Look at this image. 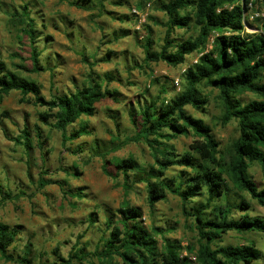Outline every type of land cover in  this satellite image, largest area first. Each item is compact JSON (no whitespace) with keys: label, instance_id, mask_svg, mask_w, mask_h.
I'll return each mask as SVG.
<instances>
[{"label":"trees","instance_id":"16d2710c","mask_svg":"<svg viewBox=\"0 0 264 264\" xmlns=\"http://www.w3.org/2000/svg\"><path fill=\"white\" fill-rule=\"evenodd\" d=\"M61 1L81 9L95 3V0ZM149 1L167 16L166 32L163 45L155 50L153 28L149 22L144 24L147 33L140 40L144 61L165 62L173 67L187 64V67L182 73L180 90L173 96L167 98L166 85L156 97L145 102L139 99L138 110L131 107L136 132L115 147L118 149L128 141H143L151 149L154 163L144 166L130 156L118 160L115 166L123 175L127 193L135 183H145L151 208L166 200L169 194L179 197L184 216L193 220L198 240L195 245L183 246L179 240L168 238L160 226H146L142 209L126 203L118 210H104L110 232L103 238V248L94 255L100 259L117 255L128 264H189L190 257L182 255V250L186 249L195 254L199 264H252L263 255L257 241L219 242L231 232L245 236L264 231V218L253 214L255 205L264 206V186L261 187L251 173L256 163L264 176V18L257 19V31H246V24H251L246 18L251 0H112V3L130 7L134 2L143 8ZM30 13L32 10L27 3L22 15L29 20V28L24 31L32 40L33 67L21 65L19 68L32 73L52 72L53 68L42 63L36 41L43 38H39ZM134 13L132 10L117 18L128 22ZM177 29H195L197 35L179 38L174 35ZM131 31L129 27H120L112 32L108 43L128 37ZM212 36V47L206 50ZM45 38L48 40L49 36ZM200 52L196 62H187L190 55ZM114 54V50H108L101 57L94 54L91 62L85 52L83 61L91 66V71L81 81L72 79L74 89L57 92L50 99L42 95L38 82L21 77L0 58V94L19 91L24 96L33 95L36 104L55 111V122L51 125L62 131L64 141L78 139L88 133L89 127L82 124L69 134L70 126L83 117L95 116L98 103L108 97L120 102L121 93L110 87L113 81L119 80L118 75L94 70L98 63L110 62ZM206 88L218 91L223 106L222 124L232 121L238 124V136L226 148L221 147L212 125L189 111V107L198 111L206 109L210 103ZM249 94L254 97L245 98ZM40 119L49 123L45 113L40 114ZM24 134L29 140L27 124ZM179 135H192L195 139L182 154L169 142ZM26 145L30 146L28 142ZM107 155H102L106 173ZM171 169L175 174H168ZM55 183V180H40L42 188ZM91 219L97 221L95 217ZM19 232L18 226L0 223V255L8 261L33 264L27 255L16 257L10 251ZM155 235H161L162 244ZM27 247L30 251V245ZM84 249L72 250L68 258L60 257V261L51 264H72L74 259L83 263L91 254Z\"/></svg>","mask_w":264,"mask_h":264},{"label":"rangeland","instance_id":"374dc122","mask_svg":"<svg viewBox=\"0 0 264 264\" xmlns=\"http://www.w3.org/2000/svg\"><path fill=\"white\" fill-rule=\"evenodd\" d=\"M149 2L150 6L145 3L140 8L134 2L130 7H123L113 4L112 0H95L89 8L81 9L61 0H0V58L21 77L38 82L47 99L57 92L74 89L72 79L81 81L91 71V66L83 61L85 52L92 62L94 54L101 57L108 50L116 51L110 62L98 63L94 70L116 73L119 80L113 81L110 87L121 92L120 102L108 97L98 103L95 116L83 117L70 126L69 134L82 124L89 130L80 138L68 141H64L61 130L51 125L55 122V111L36 104L33 95L24 96L19 91L0 94V223L20 228L17 240L10 247L16 257L25 254L33 264H51L60 261V257L68 258L72 250L85 248L91 254L83 263L74 259L72 264H128L117 255L110 259L94 255L103 248V238L110 232L104 210H118L126 203L142 209L146 226H160L168 238L179 240L185 247L197 243L193 220L184 216L179 197L169 194L166 200L151 208L145 183H135L127 193L123 175L115 166L118 160L130 156L144 166L154 163L151 149L143 141H128L118 149L115 147L136 132L131 107L138 110L139 99L145 102L156 97L166 85L167 98L173 96L181 87L176 79L181 81L182 70L187 67V64L173 67L165 62L144 61L140 43L147 33L144 24L149 22L153 28L155 50L163 45L166 32L167 16L154 8L153 1ZM251 2L246 18L253 25L246 24L248 32L257 31V19L264 18V1ZM27 3L39 38H43L36 41L42 63L53 68L52 72L32 73L19 68L21 65L33 67L32 40L24 31L29 28V20L22 15ZM133 9L137 12L128 22L117 18L132 13ZM122 26L131 28V35L108 43L112 32ZM174 35L188 38L197 35V31L177 29ZM45 36H49L48 40ZM213 38L209 39L206 50L211 49ZM200 55L201 52L190 55L187 62H196ZM204 91L210 98L206 109L198 111L189 107V111L212 125L221 147L226 148L238 136V124L236 121L222 124L223 106L218 91L210 88ZM248 97L254 96H245ZM41 113L48 115L49 123L41 121ZM26 124L29 140L24 134ZM194 140L192 135H179L169 142L182 154ZM103 154H108V173L103 169ZM251 173L264 186L258 164L251 167ZM168 174H175V170H169ZM42 178L57 183L42 188ZM253 214L264 218V206L255 205ZM91 217L97 221L93 222ZM155 238L162 244L161 235ZM246 239L257 241L263 252L252 264H264V231L245 236L231 232L219 243L239 244L247 242ZM182 255L190 257L189 264H199L195 254L186 249ZM0 264L20 263L0 255Z\"/></svg>","mask_w":264,"mask_h":264},{"label":"built area","instance_id":"2783aa9c","mask_svg":"<svg viewBox=\"0 0 264 264\" xmlns=\"http://www.w3.org/2000/svg\"><path fill=\"white\" fill-rule=\"evenodd\" d=\"M250 4H252V2H250ZM148 6H150V2L148 3ZM133 11H134V12H137L136 9H133ZM185 70H186V69H183V70H182V73L185 72ZM179 82H180V80H179V78H177V79H176V83H177V85L179 84ZM195 258H196V257H195ZM195 258H194V259H195Z\"/></svg>","mask_w":264,"mask_h":264},{"label":"crops","instance_id":"0c3cea01","mask_svg":"<svg viewBox=\"0 0 264 264\" xmlns=\"http://www.w3.org/2000/svg\"><path fill=\"white\" fill-rule=\"evenodd\" d=\"M121 93V92H120Z\"/></svg>","mask_w":264,"mask_h":264}]
</instances>
